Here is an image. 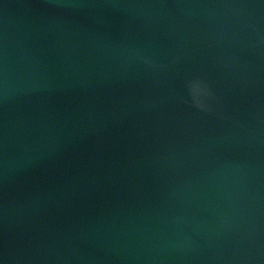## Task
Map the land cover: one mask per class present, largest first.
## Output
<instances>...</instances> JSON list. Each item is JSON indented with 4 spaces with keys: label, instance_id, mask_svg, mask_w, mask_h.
I'll use <instances>...</instances> for the list:
<instances>
[{
    "label": "water",
    "instance_id": "water-1",
    "mask_svg": "<svg viewBox=\"0 0 264 264\" xmlns=\"http://www.w3.org/2000/svg\"><path fill=\"white\" fill-rule=\"evenodd\" d=\"M0 264H264V0H0Z\"/></svg>",
    "mask_w": 264,
    "mask_h": 264
},
{
    "label": "clouds",
    "instance_id": "clouds-1",
    "mask_svg": "<svg viewBox=\"0 0 264 264\" xmlns=\"http://www.w3.org/2000/svg\"><path fill=\"white\" fill-rule=\"evenodd\" d=\"M199 94H200V89L197 86L196 89L194 90V96L196 97V104H197V106L202 107L203 105L200 103Z\"/></svg>",
    "mask_w": 264,
    "mask_h": 264
}]
</instances>
